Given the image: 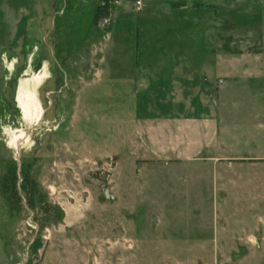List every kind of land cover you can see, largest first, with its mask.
I'll use <instances>...</instances> for the list:
<instances>
[{"label":"rangeland","instance_id":"374dc122","mask_svg":"<svg viewBox=\"0 0 264 264\" xmlns=\"http://www.w3.org/2000/svg\"><path fill=\"white\" fill-rule=\"evenodd\" d=\"M78 3L81 12L58 20L60 32L20 34L11 43L13 18L0 1V264H264V143L243 149V164L220 173L202 157L141 161L132 83L89 79L99 61L134 60L133 32L143 33L142 61L167 39L178 59L188 56L184 45L197 54L194 41L170 40L173 32H236L240 48L264 32V0H143L141 12L126 0L130 8L114 10L135 16L131 36L113 23L110 4ZM30 40L39 49L34 71L50 63L37 89L43 118L36 125L22 120L17 102ZM18 130L25 140L16 149Z\"/></svg>","mask_w":264,"mask_h":264},{"label":"crops","instance_id":"0c3cea01","mask_svg":"<svg viewBox=\"0 0 264 264\" xmlns=\"http://www.w3.org/2000/svg\"><path fill=\"white\" fill-rule=\"evenodd\" d=\"M0 1L8 6L4 13L13 18H10L13 31L9 30V34L16 33L11 43L20 34L32 37L47 32L44 36L47 37L60 32L63 27L59 25V19L65 21L67 14L81 12L79 0ZM98 1L100 7L101 4L104 7L111 5L109 11L113 23L118 20V28L128 27L129 32L124 33L131 36L130 31H135V16L126 19L124 14L114 10L115 4L123 9L130 8L124 5L126 0ZM143 9L145 5L141 0V6L138 8L136 4V10L141 12ZM66 23L68 28L70 21ZM91 32H94L93 27ZM133 33L136 38L134 60L99 61L93 66L95 72H91L89 79L93 85L115 79L132 83V101L135 102L133 140L140 160L170 165L202 157L218 173L243 164L241 162L247 158L242 150H251L264 143V43L260 39L264 32L249 34L240 48L236 47V32H167L172 33L170 40L180 34L186 42L194 41L197 54L192 47L189 49L184 45L182 51L188 56L178 59L173 54L176 48L167 45L170 42L167 39L164 47L158 45L148 51L156 53L154 60L146 58L145 61L141 60L143 33ZM110 34L117 37L113 29ZM155 35L160 37V32ZM225 35H228L226 40ZM32 40L26 43L31 53L23 78L40 75L45 70L50 74L49 61H43L39 71H34L39 49L37 46L30 48ZM249 42L257 44L258 48L252 49L254 46ZM48 50L55 53L52 47L48 46ZM163 51L167 53V59L161 54ZM145 56L149 57L147 52ZM248 109L253 110L254 119L242 122Z\"/></svg>","mask_w":264,"mask_h":264},{"label":"flooded vegetation","instance_id":"af4514ba","mask_svg":"<svg viewBox=\"0 0 264 264\" xmlns=\"http://www.w3.org/2000/svg\"><path fill=\"white\" fill-rule=\"evenodd\" d=\"M6 63H8L7 60ZM29 70L32 71V69ZM48 75V71L45 70L42 74L34 75L31 79L24 77L19 84L17 102L22 111V120L28 125H36L43 118L42 107L37 99V89L49 78ZM16 132L12 138V143H14V148L17 149V145L25 138L22 131L18 130Z\"/></svg>","mask_w":264,"mask_h":264},{"label":"built area","instance_id":"2783aa9c","mask_svg":"<svg viewBox=\"0 0 264 264\" xmlns=\"http://www.w3.org/2000/svg\"><path fill=\"white\" fill-rule=\"evenodd\" d=\"M101 2H104L105 0H100ZM137 6H138V8H140V6H141V0H137ZM109 19H105L102 23H101V26L102 27H107V25H109Z\"/></svg>","mask_w":264,"mask_h":264}]
</instances>
